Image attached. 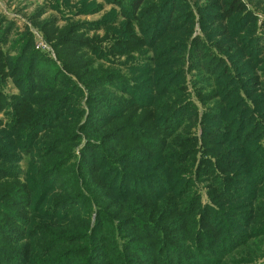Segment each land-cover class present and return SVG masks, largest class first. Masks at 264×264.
I'll list each match as a JSON object with an SVG mask.
<instances>
[{
	"label": "rangeland",
	"instance_id": "374dc122",
	"mask_svg": "<svg viewBox=\"0 0 264 264\" xmlns=\"http://www.w3.org/2000/svg\"><path fill=\"white\" fill-rule=\"evenodd\" d=\"M122 1L0 0V201L6 198L0 203V255L6 251L0 264H46L54 244L58 258L52 264H264V210L255 206V189H264V0H170L167 5L164 0L161 21L143 31L119 5ZM143 2L159 7V0ZM187 8L190 24L183 27V19L167 29L170 14L180 19ZM116 33L142 38L141 49L116 45ZM101 39L100 48H90L85 57L94 58L98 74L118 70L123 77H100L104 81L97 85L103 88L97 91L112 93L119 102L132 99L124 90L139 94L113 127L106 123L109 116L96 113L112 108L110 100L99 97L100 104H93L88 86L62 65L65 48ZM186 40L199 57L192 58L184 47L178 51L170 45L171 53L164 47ZM25 50L37 52L26 78ZM55 68L76 90L55 114L38 124L34 118L28 128L25 117L38 111L35 104L51 102L54 87L45 78ZM243 75L248 77L236 78ZM154 101L163 105L156 108ZM170 103L178 105L170 113L175 122L164 118ZM27 104L32 108L24 110L23 118L10 120L15 106ZM247 108L251 115L243 128L239 121ZM60 126L64 130L58 131ZM101 127L109 130L99 132ZM170 146L179 156V146L196 151L192 170L178 174L172 185L163 162L153 161L171 159L170 153L162 156ZM179 160L165 162L172 166ZM135 161L146 172L139 177L142 182L130 170L125 173ZM186 167L179 161V170ZM173 184L187 190L174 222L168 223L171 212L160 199ZM219 184L223 189L214 195L218 188L211 187ZM135 186L138 193L155 195L139 194L126 203L132 192L124 193ZM106 220L120 234L111 248L102 245L108 237ZM180 252L186 258L175 263Z\"/></svg>",
	"mask_w": 264,
	"mask_h": 264
},
{
	"label": "trees",
	"instance_id": "16d2710c",
	"mask_svg": "<svg viewBox=\"0 0 264 264\" xmlns=\"http://www.w3.org/2000/svg\"><path fill=\"white\" fill-rule=\"evenodd\" d=\"M163 1L164 0H159V7L153 5L151 2H149L148 4H144L143 0H123L122 2H120L119 5L122 7L123 10H127L129 12L128 15L130 16V18H137L136 19V23H137L138 27L140 28V30L143 31L148 26V24L151 25L150 27L153 30V28L156 27V24H155L154 21L155 20H158V22L161 21L159 19H162L163 14L160 11V7L164 5ZM169 1L170 0H167L165 5H167ZM188 11H190V8L186 9L184 17H182L180 19H177V20H175L176 16L173 13H171L170 14V21H169L168 26L166 28L167 29H173L180 21L185 19L186 13ZM226 17H228V16H226ZM172 20L176 23L175 25L171 24ZM189 24L190 23L188 22V20L185 19V22H184V24L182 26L186 27ZM150 34H151V32H150ZM150 34H148V35H150ZM61 37H63V36H59L58 39H62ZM67 37H72V38H68V39H73L72 34H69ZM79 37L81 39V35ZM127 39H129V40H127ZM61 41H63V40H61ZM102 41H103V39H101L99 42L90 43L89 45H86V46L84 44H81L78 49L65 48V50H63L64 62H62V65H63V68H64L63 70H65V68H66L67 71H70V73L74 74L76 77H80L82 79V81L88 86V88H87L88 98L93 102V104L94 103L100 104L98 102V100H97V98H99V97L110 100V102L107 103V104L110 105L112 108L106 109L104 114H103V112H98L97 109H96V113H97V115H105L104 117L109 116L110 118L106 121V123H107L108 127H113V126L117 125L116 120L118 118H120L119 113H121L123 111V109L127 105L132 104L136 100V98L139 96V94H137L134 91H130V90L126 91V90H124V93L127 92V95L128 96H132V99L130 100L129 98H120L123 101L119 102V101L116 100L117 99L116 97H112L111 96L112 93H108V94L105 95L104 93H102L100 91H97L98 88H103L102 86H98L97 85V82L102 83V81H104V79H102L100 77H104L107 74L109 75V73H113L112 76H111V77H113V79H119V77H123V75L118 70H116L114 72H112V71H103V69H101V67L99 69H101L103 71V73L98 74L93 69L94 65H95L94 58L92 56H89L87 58L85 57L87 52H88V50L90 48H92V49L100 48V43ZM114 41H119V42L116 43V45H118V46L119 45L120 46H126V48H125L126 50H127L128 46H130V48H128V49H134V50L141 49L140 47H141V45L143 43L142 38H139L136 35H133L130 38H126L125 36H123L120 33H116ZM65 42L66 41L61 42L60 44L65 43ZM69 42H71V40H68V43ZM53 43L56 44V42H53ZM187 43H188V40H186L183 43L176 42V43H173V44H170L169 42L168 43L166 42V43H164V45H165L164 47L168 48V51H170V53H171V51H174V50H171L170 45H173V47H175L173 49H177L178 51H180L181 47H184V48L187 49L188 53H190V54L192 53L191 54L192 58L193 57H199L200 54L196 53V52L194 53V51H192L190 49V47L188 46ZM151 47L154 48L155 47V43ZM56 49L58 50V52L61 51V48L58 47V46H56ZM260 50H261V53H262V49H260ZM27 51H28V55L27 56L29 57V60L24 65V70H23V73H22V76L24 78H26L25 76L30 77L28 75L30 73H33L32 71H33L34 67L32 66L33 65L32 63H33V60L35 58L34 56L37 55L36 54L37 52H34L33 55H32V51L31 50H25V53ZM155 51H157V50L155 49ZM22 56H24V52H23ZM206 57H208V56H206ZM173 58H178V56L177 57L174 56ZM205 59H207V58H205ZM171 60H172V58L169 56V61H171ZM19 61H21V58L19 59ZM49 63H50V65L52 64V62H50V61H49ZM14 70H15V73L18 72V70H16L15 67H14ZM228 71H229L228 74H230L231 71L230 70H228ZM55 72H57V74ZM55 72H51L50 74H48L47 78H45V80H47L49 82L50 86L54 87L53 88V92L50 94L51 102L49 104H46L45 100H41V102H38L37 104H35V106L37 107L38 111L35 114L31 113V114H33L31 116L25 117L26 125H27L28 128H30L31 121L34 118L37 117L36 118L37 119L36 123L38 124V123L41 122L40 121L41 119H44V118H46V117H48V116H50L52 114H55V111L70 97L69 96L70 93L73 90H76V89H73L74 88L73 87L74 83L70 82L68 77L65 74H63L60 70H58V68H55ZM225 74H227V72ZM247 77L248 76H244L243 75V76H237L236 78L246 79ZM91 79H94V81H92ZM90 80L92 82L88 83V81H90ZM251 81H253V80H251ZM62 83L66 84V86L61 88V89H59L60 85H62ZM252 88H253V86H252ZM246 89H247L246 91H249L248 88H246ZM246 91H245V93L249 94L250 96L255 94V92H246ZM256 102L260 103L258 100H256ZM170 104H171L170 112L164 118H166L168 121L175 122L176 115L172 116L170 113H172L177 108L178 105H174L172 103H170ZM154 105L157 108L159 106H162L163 104L158 102V101L157 102L154 101ZM247 105H248V103H247ZM28 106H29V104H27V105H25L23 107L15 106L13 111L9 114L10 120L12 118L16 117V122H17L21 114H22L21 117L23 118L24 110H30L32 108V105H30L29 107ZM164 109H165V107H164ZM237 110L238 109L236 108L235 111H237ZM250 115L251 114H250V111H249L248 108L243 111L242 118L239 121V125H241V127H243V128L245 127V125H246V124H244L245 123V118L247 120L248 118H250ZM157 117H158L157 115L152 116L150 118V121H153ZM150 123H153V122H150ZM250 123L253 125V127L255 126L256 129L260 128V122L257 123L256 121L251 120ZM47 130L54 131V130H56V127H53L52 129L47 128ZM62 130H64V128L62 126H60L58 128V131H62ZM108 130L109 129H107L106 127H101L99 129V132H103V133L105 132L106 133ZM145 130L146 129H143V131H145ZM211 133H212V135L213 134L215 135L216 133H222V132L212 131ZM104 136L101 137V138H104ZM206 138L208 139V141H216V139H217L215 137H206ZM220 139H227V138L220 137ZM184 145H187V143H185ZM211 146H212L211 142L207 144L208 148H210ZM170 148H171V146L164 148L162 156H166L167 154L170 153L172 155L171 159L174 160L176 158H179L180 159L179 161H185L186 162V166H187L186 168H184L183 170H179L177 168V166L179 164V161L176 164H172V166H170L168 163L165 162V161H170L171 159L164 160L162 158H159L158 160H153V161L154 162H163L162 167L165 170L166 176L170 180L169 183H171V185H172V183L176 180L178 174H180V173L183 174V172H185L187 170H190V171L192 170V167H193V165L195 163V158H193V157L196 155V151L195 150L193 151V148H184V146H179V150H177V151H182V152L175 151L177 153H182L183 154L182 156H179L178 154L174 153ZM185 154H187V155L185 156ZM184 156H185V158H183ZM98 163H99V161H98ZM141 163L142 162H138V161L132 162V164L129 167H127L128 171H125V173H129V170H130V175L132 177H134L135 179H137L138 181L142 182L143 179H140L139 177L145 175L146 172L144 171V169H139V165ZM116 173L117 172H114L111 175L112 178H113V176ZM118 178H119V174L117 173V177H116V179L114 181L116 182ZM93 185L95 186V183L90 184V186H93ZM182 187H183V185L173 184V186L169 189L170 191L166 192V196L164 198L160 199V200L164 199L160 203H161V206L167 207L166 208V213L171 212L170 215H169V218H168V223L174 222L175 215L178 212V204L180 203L181 197H183V195H185L184 194L185 190H187V189H181ZM260 187H261V185L257 186V189H255V191L259 190V192H257V194L259 193L258 203L255 204V206H257V209L264 210V204H263L264 198H262L263 194L260 193V192L264 193V189L263 188L260 189ZM214 188H218L214 195H219L221 193L220 189H223L221 184H219V186L215 185V186L211 187V189H214ZM129 191L132 192V194H130L129 197H128V198H131V199L126 201V203H133L135 201V199H137L139 197V194H145L146 198H152L155 195V194H152L151 192L150 193L149 192L138 193V190H137L136 186H135V188H132V190H126L124 195L129 193ZM241 196L243 197V195H241ZM3 201H6V198L2 199L0 201V203H2ZM2 211L3 212H7V210L5 208H3ZM106 221H107V224H106V228H105V233L107 234L108 237H107V239L104 242H102V245L104 247L111 248L114 244H116L120 240V238H119L120 234H119L118 230L116 229V227L114 225V222L112 220H109V221L106 220ZM85 227H86L85 224L81 226V228H83V229ZM260 228H264V222L262 224H260ZM134 230L135 231H140L138 228H134ZM261 231H264V229L261 230ZM143 235H144V233H143ZM92 237H95V232L92 235ZM82 239H84L83 241L85 243L89 242V238H88V236L86 234L84 235V237ZM97 239L98 238H96V241H97ZM93 244H94V246L98 245V243H96V244L93 243ZM216 244H217L216 241L215 242H211L210 243L211 248H214ZM173 245H174V243H172L170 245L171 249H172ZM52 247L48 251V253H50V257L52 259L47 261L46 264H52L54 262V260L56 258H58V257H55L58 254V252L57 251L54 252V249ZM166 247H168V245ZM91 248H92V245H88V251ZM86 251H87V249L85 248V252ZM2 252H3V254L0 255V257L3 258L4 253H6V251H2ZM206 253H208V252H206ZM163 254H164V250L161 252V255H163ZM176 256L177 257L175 258V261H174L175 263L176 262L181 263L183 261V259L186 258V257H184V252H180V253L176 254ZM162 258H164V257L162 256ZM190 259H196V258H190ZM105 264H112V262L110 261V262L105 263Z\"/></svg>",
	"mask_w": 264,
	"mask_h": 264
}]
</instances>
